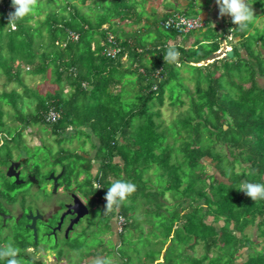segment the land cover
Returning a JSON list of instances; mask_svg holds the SVG:
<instances>
[{
  "label": "trees",
  "instance_id": "obj_1",
  "mask_svg": "<svg viewBox=\"0 0 264 264\" xmlns=\"http://www.w3.org/2000/svg\"><path fill=\"white\" fill-rule=\"evenodd\" d=\"M77 1L87 0H38L35 10L17 19L16 29L12 30L8 25L12 0H0V76L4 75L9 82H20L22 70L28 67L27 74L35 76H47L51 71L56 84H66L69 88L67 96L60 89L54 94L33 93L38 102L32 113L20 108L23 96L16 91L0 93V141L3 142L0 151L9 142L21 138L23 128L48 125L45 114L55 108L60 119L52 126L59 144L75 131L103 154L99 159L71 155L87 161L77 179L86 174L97 185L87 181L91 191L86 194L103 192L104 197L116 179L136 185V192L125 203L118 208L114 206L108 213L102 212L101 218L107 219L105 225L109 231L115 225L114 218L124 219L118 233L120 244L113 251L117 260H109L110 264H237L238 259L244 260L242 264H264V199L252 201L238 191L244 181L264 184V85H261L264 28L256 27L251 21L241 31L233 24L235 28L226 29L220 38L232 32L240 39L233 47L234 57L198 67L220 50V40L187 50L176 45L173 49L179 53L178 62H165L164 56L170 49L168 43L179 36L175 30L162 26L172 14L162 19L154 14L141 26L143 16H139L129 0H99L89 7L91 10L96 6L95 17L82 14ZM247 3L264 14V0H247ZM44 11H49L46 19L36 20ZM132 14L135 19L128 26L140 29L117 34L114 20L130 19ZM254 17L260 15L254 13ZM160 28L168 34H160ZM71 34L78 38L73 39ZM111 36L113 43L109 42ZM108 46L121 49L117 59L106 55ZM124 57L126 62L122 63ZM183 67L193 69L199 76L194 90L187 86L180 88L181 82L175 81L180 80L177 70ZM159 69L163 75L160 83L155 78ZM173 82L180 90L176 97L174 92L168 97L170 104L188 106L180 113L177 123L164 128L161 121L157 122L161 118L158 107L165 104V88ZM6 106L13 109V118L20 124L13 135L8 133L11 127L4 121ZM118 158L122 163L115 162ZM23 160L27 162L26 158ZM96 161L100 168L94 174ZM155 169H160L156 174L164 180L158 187L151 177ZM209 169L214 172L210 174ZM63 170L60 180L67 175L73 177L66 166ZM30 175L37 181L28 178V182L39 187V169ZM4 180L9 194L0 190V197L13 201L11 194L22 185L10 181L0 166V188ZM168 195L172 203L166 199ZM129 200L132 205L142 201L143 207L147 206L144 220L136 221L130 214L131 208L125 206ZM11 214L1 199L0 247L12 244L20 249L19 258L28 264H46L33 257L36 252L29 251H37L46 240L39 236L34 241L27 217L16 221L13 216L4 221L3 215ZM143 222L150 229L148 238L142 236L139 240H146L145 247L148 240H153L157 248H145L144 257L136 248L133 253L129 251L133 250L134 242L129 244L126 238L138 232L145 234ZM248 229L254 232L248 234ZM198 246L203 247L204 253L194 256ZM92 250L76 248L78 264L89 258H108L106 250L96 255ZM62 256L59 252L57 260ZM0 264H7L6 259L0 260Z\"/></svg>",
  "mask_w": 264,
  "mask_h": 264
},
{
  "label": "rangeland",
  "instance_id": "obj_2",
  "mask_svg": "<svg viewBox=\"0 0 264 264\" xmlns=\"http://www.w3.org/2000/svg\"><path fill=\"white\" fill-rule=\"evenodd\" d=\"M96 1L99 0H87L84 4H82L81 1H77L75 3L77 4L78 8L79 6H81L80 11L82 14L85 15L90 14L91 16H94V10L96 6L90 10L89 5H92V3ZM212 1L213 0H210L209 2ZM171 2H173V0H171ZM129 4L136 6L138 10H140L138 11V14L141 17L146 15H148V17L150 15L152 16L153 14H151L150 12L153 11L156 12L158 17H162L163 11L165 10L164 9L165 5L168 4V0H129ZM249 5L251 6L254 13L260 15V18L254 17L251 21L254 22L256 27L264 28V14H262L260 10H257V8H255L253 4H249ZM45 6L49 7V4L46 3ZM178 6L179 8L178 7L175 8L174 11L175 13L182 12L183 6H181V3ZM191 8L192 7H190L187 13H185L186 16H188L189 18L195 17L200 19L201 11H194ZM203 8H205V6H203ZM45 11L41 16L36 18V20L44 21L47 17V13L49 12V11L47 12ZM225 17L228 19L230 18L228 16ZM134 19L130 18L119 21L120 19L118 18L117 27L124 28L123 31L126 34L133 33L135 32L136 29H140L139 26H135V27L133 26L134 28L132 26L131 27L127 26L131 24L134 21ZM145 19L146 18H144L142 23L140 24L141 26H143ZM113 25L116 26L115 23ZM116 31L118 32V30ZM159 33L168 34L167 31L161 28L159 30ZM204 33L205 32L195 31L192 34L200 38L201 37L200 34H204ZM230 39L231 38H229L228 40ZM226 43H228V41ZM245 54L246 53H244V55ZM125 62H126V57L123 58L122 63ZM201 65L202 64H199L197 66L199 67ZM28 70H29L28 67H25L24 71L22 70V76L20 82L16 80L9 82L4 75L0 76V93L2 92L9 93L11 91H16L17 93L22 95L23 102L20 104V108H23L25 113H32L35 111L37 107L38 99L32 95L35 92H38L41 95H46L49 93L54 94L58 89H60L63 92L64 96L68 95L69 93L68 86L66 84L60 86L56 84L51 76V71L47 73V76H42V75L35 76L33 74H27ZM177 72H179L178 78L180 80H175V81L177 83H179V81L181 82L180 88L182 87L185 88V86H187L191 90H194L196 80L199 77L197 76V73L193 72V69H190L188 67L180 68L179 70H177ZM216 77H219V73L216 74ZM176 82L170 83L169 85L166 86L165 104L162 107H158L159 110L161 111V116H160L161 118L157 119V122L161 121L164 128H167L168 126H172V124L177 123L178 121L177 119L180 113L184 112V110L188 106L186 104L185 106L178 107V106H172L170 104L168 97L171 96L172 92H174V96L176 97V95L179 93L180 90L179 85L176 84ZM261 85H264V80H261ZM174 87L175 90L173 91ZM26 90L29 91V93H26ZM183 100L187 101V98L184 97ZM5 111L7 115L5 116L4 121L6 125L11 127L10 129L7 130H10L8 133H10V135H13L16 132L15 130L18 128V126H20V124L14 120L13 118L14 111L11 107L6 106ZM53 130L54 128L52 125H46V126L32 125L23 128L22 137L17 138L16 141H13L11 143L9 142V145L5 147L6 149L0 151V166L2 167L4 172H6V175L11 160H21L24 158L27 159V162L26 164L23 165L22 177L28 180L29 176H31L30 174L36 173V170L38 169L40 171V176L38 178L40 180L39 187L37 185L34 186L32 183L28 182L27 184L22 185L20 189H17L15 192L11 194V198L13 201L9 202L8 198L4 196L0 197V200L2 199L4 203V207L11 210L15 215H18L20 212H27V214H29V212H32V210L34 213H36L35 211L37 210L42 212L41 210H43L44 208L47 209V207L51 206L53 202L55 201L57 202V199L59 198H56L57 193L53 192L54 191L53 182L48 181L47 179L51 173H56L57 175L61 174L64 169V166H66L70 172H73L72 175L73 177L70 179L69 176L67 175L65 177L66 179L60 180L61 189L58 190V194H60L61 195L60 197H62L61 201L62 200L63 202L68 201L69 199L66 197L67 196L66 191L67 190L71 191L74 189L77 190L79 197L86 204L91 203V201L88 199L87 196H96L98 199L100 198V200L104 199L103 192L98 194H95L94 192H92V194H86L88 193V191H91L87 181H89L91 184H94L93 180H90L89 176L86 174H82L78 179L76 175L79 172H84L86 168L85 166L87 165V161L85 159L79 160L77 157L71 156L74 154H83V155H88L89 157H94L93 159L95 158L99 159L100 156H103V154L93 148L92 142L90 141L86 142L88 139L86 140L85 137H80V135L78 133L76 134L75 131L71 135L69 136L67 135L66 140L73 138L72 142L69 141L67 142L65 140L64 142H61L59 144L58 137L57 135L53 134ZM170 135L171 133H168L169 138ZM94 141L95 143H97V140L95 138ZM2 143L3 142L0 141V144ZM170 143H173V141L170 140ZM19 144H22L21 147H19ZM24 146H27L28 149L25 150ZM18 147L20 149H18ZM36 147H40L39 148L40 150H37ZM115 162L122 163V161L119 158L116 159ZM93 165H94L93 173L96 174L97 173L96 168L98 166V162L97 161L93 162ZM159 170L160 169H155L153 170V174H151V177L157 183L156 187L164 183V180H162L161 177L158 174H156V171ZM208 172L212 174L214 170L209 169ZM148 178L149 177H147L146 180H148ZM8 179L13 183H15L14 179L11 178ZM2 183L3 184L0 190L3 191L4 193H7L8 195L9 193L7 192L8 190L6 189L8 187L6 180H4V182ZM94 186L96 187L97 185L94 184ZM170 198H171L170 195L166 197V199H168V202L172 203ZM98 199L97 202L99 201ZM131 202L132 201L129 200V202H126L125 204L126 207L131 208L130 214L133 217L135 216V219L137 218L136 221L142 219L144 220L145 219L144 213L145 210L147 209V206L143 207L144 203L142 201H140L136 205H132ZM131 206H134V208ZM102 212L103 209L95 208L82 221L78 229L71 235V239H66V237L63 239V237L60 236L59 242L46 241L45 244L43 243V245L38 247L37 251H35V249H30L29 250L30 253L36 252V254H34L33 257L42 260L46 264H78L76 255L78 256L79 252H77L78 250L75 251V249L79 248V251H86L87 249L92 248L94 254L106 250L108 254V259L111 262H116L117 254H115L113 251H115L116 247L119 246L120 244L118 238L119 235L118 233L121 231L119 224L120 221L119 219L115 220L114 218L112 220L115 221L114 229L109 231L105 225L107 223V219L101 218L103 217ZM133 212H136V215L132 214ZM112 215L116 217V213H112ZM21 217L22 216L19 215L17 219L20 220ZM142 225L144 231L146 232L145 234L138 232L133 234L132 237L128 235L126 238L129 244L134 242L133 250H129V251L133 253L137 249L139 253L141 252L140 256L144 257L145 248H148V250H152V249L157 250V248L155 247L156 246L155 243H152L153 240H148V242H146V247H145L146 240L144 239L139 240L140 239L139 237L142 236H144V238H148L147 234L150 229V225H148L146 222H143ZM253 232H254L253 229H248L247 231L248 234H252ZM41 237L42 236L40 235V238ZM74 240H77V242H75ZM149 242L150 244H148ZM59 252H61L63 255L60 261H58L56 258ZM110 252H113V254L111 255ZM203 253H204L203 247L198 246L195 250L194 256H200ZM243 261H244L243 259H238L237 264H242ZM92 262H96V259L89 258L87 261L83 262L82 264H92Z\"/></svg>",
  "mask_w": 264,
  "mask_h": 264
},
{
  "label": "clouds",
  "instance_id": "obj_3",
  "mask_svg": "<svg viewBox=\"0 0 264 264\" xmlns=\"http://www.w3.org/2000/svg\"><path fill=\"white\" fill-rule=\"evenodd\" d=\"M216 4L219 9L220 17H230L232 23L241 31L247 29L249 22H251L254 17V12L251 6L247 3V0H216ZM37 5L38 0H12V6L15 11L9 13L8 25L15 28V21L32 13ZM230 50L233 49L231 48ZM178 56L179 53L175 49L170 48L164 56V60L165 62H174L177 60ZM136 190V185L130 181H124L121 179L114 180L104 196L106 201V211L111 210L114 206L118 208L132 194H134ZM238 191L243 192L252 201L264 199V184L261 183H250L244 181L241 183ZM19 254L20 249L14 247L12 244L0 247V260L6 259L7 264H28V261L23 258H19ZM95 259L96 264H110L107 257H98Z\"/></svg>",
  "mask_w": 264,
  "mask_h": 264
},
{
  "label": "crops",
  "instance_id": "obj_4",
  "mask_svg": "<svg viewBox=\"0 0 264 264\" xmlns=\"http://www.w3.org/2000/svg\"><path fill=\"white\" fill-rule=\"evenodd\" d=\"M209 1L210 0H173V2H171V0H168V4L165 5V8H164L165 10L163 11L162 17H159L160 19L165 18L171 14H174L175 8L176 7L179 8L178 5H180V3H181V6H183V7H182V12H178L180 14L187 13V11L190 7H192L191 9H193L194 11H201L200 19L204 23V26H203V28H201L200 30H197V31L198 32L199 31L205 32L204 34H200V36H201L200 38L193 35L192 34L193 32L190 34L180 36V37L178 36L177 38H175V41H171L168 43L169 48H173L174 46L178 45L180 47H184V49L187 50V49H191V48H196L200 44L210 43V42L213 43L217 39L218 41L220 40V44H221L220 49H223V48H225V45H224L225 42L229 41L228 39L230 38V36H232L233 39L231 42L229 41L227 43L229 45V47H231L233 49V47L235 45L239 44L240 39L237 37H234L235 34L232 32L231 33L227 32L225 34L224 38H222V39L220 38V37H223V36H220V34H222L226 29H233V28H235V26H233V23H232L230 18L228 19L225 16H224L225 18L219 16V10H218V6L216 4V0H213L212 2H209ZM96 2H98V1H96ZM96 2L92 3V5H94ZM82 4H84V3H82ZM92 5H89V7H91ZM203 6H205V8H203ZM135 9L137 12L140 11V10H138V8L136 6H135ZM150 13L153 15L154 14L157 15L155 11L150 12ZM132 15H133V19H134L135 16H134V14H132ZM147 17H148V15L142 17L143 19L146 18L144 20V23H146ZM193 18H195V17H193ZM117 20L118 19L114 20V23L116 24V26H114V29L118 30L117 34L122 35L124 32L123 31L124 28L117 27ZM119 21H121V19ZM128 27H130V26H128ZM106 28H108V25L106 26ZM120 33H122V34H120ZM206 40H210V41H206ZM225 40H227V41H225ZM176 61L178 62V59ZM203 63L204 62L201 63L202 64L201 66H204ZM91 158H94V157H91ZM95 159H97V158H95ZM99 168H100V165L98 162V166L96 168V171ZM162 261H163V259L161 257L160 262H162Z\"/></svg>",
  "mask_w": 264,
  "mask_h": 264
},
{
  "label": "flooded vegetation",
  "instance_id": "obj_5",
  "mask_svg": "<svg viewBox=\"0 0 264 264\" xmlns=\"http://www.w3.org/2000/svg\"><path fill=\"white\" fill-rule=\"evenodd\" d=\"M22 160L23 159H21V160H11L10 164L12 162H18V161L21 162V165L19 167V171L21 172V179L25 182L24 184H26L28 182V180H26L24 177H22L23 165L26 164V163H25V160H23V161ZM7 171H8V169H7ZM60 189H61V187H60V181H59L58 190H60ZM74 190H71V191L67 190L66 191L67 192L66 193V195H67L66 197L69 199L66 202H63V200L61 201L62 197H60L61 195L58 194V192H57L56 198H59V199H57V202L56 201L53 202L51 206L47 207V209L43 207L44 209L41 210L42 212L37 210V211H35L36 213H34L33 210H32V213L34 215L39 213L43 217L42 220L37 222L38 236L41 235L46 241H51L52 240L53 242H59L60 236H62L63 239L65 237H66V239H70L71 238V235L78 229V227L81 225L82 221L87 217L86 216L77 225H75L74 228L68 234V236H66V231H67L71 221L76 218V216H72L70 214L66 215L64 220H63V224L61 226V230H57L62 216L67 212L66 206L72 205L74 203V200H73L74 196H77L78 198H80L79 195H78L77 190H75V191ZM88 199L91 201L90 204H86L83 201L82 202L89 208L90 213L95 208H101V209H103V211H105V206H103V203L105 202L104 200H100V198L98 199L96 196H88ZM97 199L99 200L98 202H97ZM108 211H107V213H108ZM19 215L22 216L21 217V219H22V218L26 217L28 214H27V212H20L18 215H15L13 213L11 215H5V216H9L10 217L9 219H12V217L14 216V220H16ZM113 229H114V227H113Z\"/></svg>",
  "mask_w": 264,
  "mask_h": 264
},
{
  "label": "water",
  "instance_id": "obj_6",
  "mask_svg": "<svg viewBox=\"0 0 264 264\" xmlns=\"http://www.w3.org/2000/svg\"><path fill=\"white\" fill-rule=\"evenodd\" d=\"M224 57L230 58L232 59L234 57V51L233 50H229L225 52V48H223V50H219L218 52L213 53L207 60L204 61V66H207L210 63H213L216 60H220L223 59ZM21 165V162H12L10 164V167L8 168L7 171V177L14 179L15 184L17 186L23 185L25 182L21 179V172L19 171V167ZM64 174V170L62 171L61 174L56 175V173H51L50 176L48 177V181H53V188H54V193L58 192V188H59V181L62 178ZM29 180H31L32 182L37 181L36 177H29ZM74 203L72 205L66 206L67 208V212L62 216L61 221L58 225L57 230H61V226L63 224V220L65 218L66 215H72V216H76V218L74 220L71 221L67 231H66V236H68V234L70 233V231L74 228L75 225H77L82 219H84L86 216L89 215L90 211L89 208L82 202V200L80 198H78L77 196L73 197ZM4 217V221L9 219V216H5ZM42 216L37 213L36 215H34L32 212H29L28 216H27V220L30 221V224L27 226L30 230H32L33 232V237H34V241L37 242L38 241V227H37V222L42 220ZM18 221V219H17Z\"/></svg>",
  "mask_w": 264,
  "mask_h": 264
},
{
  "label": "built area",
  "instance_id": "obj_7",
  "mask_svg": "<svg viewBox=\"0 0 264 264\" xmlns=\"http://www.w3.org/2000/svg\"><path fill=\"white\" fill-rule=\"evenodd\" d=\"M13 12L15 11L14 8ZM162 26L164 27V29L166 30H175L177 32V34L180 36L182 35H186L189 34L190 32L199 30L201 28H203L204 23L202 22L201 19L198 18H189L184 14H178V13H174L172 14V16L167 19L164 23H162ZM15 28H12V30H15ZM73 39H77L78 37L74 34H71ZM177 38V37H176ZM232 39V37H230ZM229 41H232V40ZM109 42L113 43L114 42V37H110L109 38ZM225 49L226 51H229L231 48L228 47L227 43L225 42ZM106 55L111 58V59H117L118 56L121 53V49L118 47H106L105 50ZM143 71V70H141ZM155 78L158 81V83H160L163 80V75H162V69L157 70V72L155 73ZM154 89L156 90V86L154 87ZM60 119V114L59 112L55 109V108H51L44 117L45 123L48 125H53L55 123H57V121ZM119 219V224H120V228L122 227L123 223H124V219H121L120 217Z\"/></svg>",
  "mask_w": 264,
  "mask_h": 264
}]
</instances>
